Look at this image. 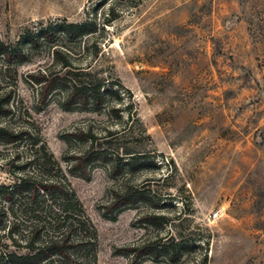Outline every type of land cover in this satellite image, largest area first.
<instances>
[{
	"label": "rangeland",
	"instance_id": "374dc122",
	"mask_svg": "<svg viewBox=\"0 0 264 264\" xmlns=\"http://www.w3.org/2000/svg\"><path fill=\"white\" fill-rule=\"evenodd\" d=\"M86 20L103 52L96 64L125 89L120 100L66 111L58 96L40 97L28 74L60 69L46 44L18 68L15 88H0L13 89L10 124L38 131L95 226L97 264H264V0H0L6 42ZM84 41L66 43L74 67L90 61ZM89 129L93 147L79 132ZM29 146L0 144V184L13 183ZM91 151L85 173L72 170ZM123 187L134 203L119 208ZM6 230L0 250L16 251ZM162 243L180 256L155 257Z\"/></svg>",
	"mask_w": 264,
	"mask_h": 264
},
{
	"label": "trees",
	"instance_id": "16d2710c",
	"mask_svg": "<svg viewBox=\"0 0 264 264\" xmlns=\"http://www.w3.org/2000/svg\"><path fill=\"white\" fill-rule=\"evenodd\" d=\"M95 28L92 20L81 23L62 21L27 29L15 42H6L0 37V83L16 85L18 68L29 61L30 53L46 44L53 65L60 69L53 73L46 70L29 73L27 83L36 85L42 98L58 96L56 103L63 110L101 111L107 100H120L125 89L118 80L104 76L96 64L103 52L95 36ZM82 38H85V50L90 61L83 67H74L72 53L66 45L79 43ZM12 91V88H0V144L18 146L27 143L31 154L28 160L22 161L13 183L0 184V231L6 227L2 236L5 235L17 247L16 251L0 250V263L97 264L95 226L71 184L61 174L53 155L30 124L18 127L10 124L12 117L18 115L11 100ZM131 108L132 103H129L125 109L128 117L134 116ZM108 110L118 117L123 112L115 104L109 105ZM79 132L83 140L93 147L95 136L90 129ZM92 152L74 156L72 170L85 173L87 163L96 160L91 158ZM11 157L8 161H19L18 154ZM128 157L131 158L123 165L130 169L135 158ZM116 158L118 161L122 159L121 156ZM132 196L129 189L123 187L115 191L113 204L119 208L133 204ZM103 216L114 218L107 214ZM148 219L147 222L163 219V216L150 214ZM152 244L147 242L140 247L149 254L153 253L150 249ZM154 247L157 251L155 257L163 256V253L171 259L174 255L180 256L179 248L173 245L162 243Z\"/></svg>",
	"mask_w": 264,
	"mask_h": 264
}]
</instances>
